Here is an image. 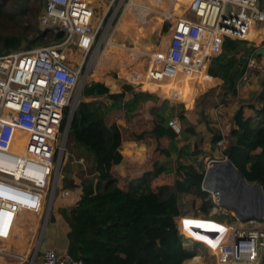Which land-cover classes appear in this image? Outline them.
I'll use <instances>...</instances> for the list:
<instances>
[{
	"label": "built area",
	"instance_id": "built-area-1",
	"mask_svg": "<svg viewBox=\"0 0 264 264\" xmlns=\"http://www.w3.org/2000/svg\"><path fill=\"white\" fill-rule=\"evenodd\" d=\"M39 27L63 32L61 42L29 51H15L0 56V242L13 237L22 209L43 212L52 206L56 196L68 197L69 191L58 186L59 172L65 154L69 122L79 103L85 78L81 65L75 66L66 54L71 47L86 57L99 51V26H95L92 0H42ZM183 10L170 15L169 39L149 61L146 74L149 83L178 78L186 70L190 52L198 59V76L208 58L222 52L225 39L247 41L255 28L264 29V0H181ZM195 49L194 51H190ZM251 69H264V57L250 55ZM155 85V84H153ZM65 121L64 126H62ZM168 126L180 135L175 120ZM19 134V135H18ZM26 136L22 146L18 137ZM225 140L217 143L225 149ZM78 163L83 164L80 159ZM58 193V194H56ZM214 212L226 214L228 220L217 228L203 231L214 245L194 240L177 222L179 234L187 241L202 245L217 264H260L264 252V215L244 221L231 209L219 204L212 195ZM49 208V207H48ZM47 209V216H48ZM228 214V215H227ZM189 218V217H188ZM41 264H82L68 253L47 250Z\"/></svg>",
	"mask_w": 264,
	"mask_h": 264
},
{
	"label": "trees",
	"instance_id": "trees-1",
	"mask_svg": "<svg viewBox=\"0 0 264 264\" xmlns=\"http://www.w3.org/2000/svg\"><path fill=\"white\" fill-rule=\"evenodd\" d=\"M29 1L0 0V18L8 16L9 21L27 20V16L32 15L34 20L33 24L30 22L32 18L24 21L26 25L24 33L5 36L0 40V56L62 41L63 32L53 29L42 30L39 27L37 17L43 7L42 0H36L38 8L35 11L30 9ZM8 5L12 6L10 13L4 11ZM182 10L181 0H175L173 16H179ZM111 15L112 11H109L106 19ZM168 27L169 24L165 22L164 33ZM27 34L32 36L31 40H27ZM255 51L252 43L225 39L222 52L216 57L206 59L199 80L200 89H214L221 84L225 95H233L237 81L246 72L247 59L250 55L255 56ZM186 70L190 72L193 66H187ZM198 75L191 79L178 77L172 84L158 87L166 95L171 89L169 96L188 99L190 91L196 86ZM126 93L133 95L132 100L123 103ZM81 96L84 98L106 96L111 104L107 107L100 101L81 100L69 126L68 137L90 156V174L95 176L96 181L81 183L79 186L82 195L76 205L59 210L70 228L68 254L82 264H183L198 256L201 245L195 242L188 243L179 234L177 222L181 217L187 216V213H183L179 208V194L194 196L192 208L196 207L199 200V209L203 213H207L214 206L211 194L202 190L204 169H197L191 163L178 162L176 168L170 170L159 163H154L151 171L144 173L140 178L128 181L125 187H119L113 175V167L123 160L119 152L122 135L117 123L107 122L105 115L113 110H121L125 116L134 115L143 103L157 101V97L150 93L134 92L133 87L128 84L122 85L121 93L111 95L99 82L84 85ZM257 100L261 106L254 117L244 118L241 109L236 112L234 116L236 129L231 130L229 134L224 155L249 183L260 184L264 193V90L258 95ZM168 104L165 102L158 113L154 114L155 123L151 129L141 132L136 139L152 138L159 142L166 138L170 140V144L175 142L179 135L168 126V121L172 117L161 115ZM179 106L183 111V105ZM151 114L153 115L152 112ZM178 120L181 127L180 136L186 133L195 135L194 129L183 114L178 115ZM64 124L65 121L62 126ZM221 140V134L213 133L212 148ZM156 150H161L159 145ZM169 150L160 152L168 157ZM199 152L195 150L189 155L196 156L195 153ZM166 176H172L171 183H162ZM66 186L72 190L77 187L73 183L68 185L66 183ZM185 220L203 219L186 217ZM189 234L201 243H213L211 237L203 235L200 231L196 230ZM260 264H264V252Z\"/></svg>",
	"mask_w": 264,
	"mask_h": 264
},
{
	"label": "rangeland",
	"instance_id": "rangeland-1",
	"mask_svg": "<svg viewBox=\"0 0 264 264\" xmlns=\"http://www.w3.org/2000/svg\"><path fill=\"white\" fill-rule=\"evenodd\" d=\"M130 2L148 10L146 12L141 9L134 10V8L130 5ZM92 4L94 6L95 26L100 25L98 31V38L100 39L98 53L93 57L91 55H87L86 57H84L83 54L75 51L73 48H66V54L68 55L70 61H72V63L77 67L81 65L80 74L81 77L85 78L86 80V83L84 85L90 84L92 82L103 81H98L97 79L107 76V79H113L114 83H128L130 85L138 87L139 89L140 87L142 88V86H144L145 80L147 81L146 74L149 68V61L151 60L155 52L158 51L159 48L169 39L171 22L166 18H168L170 15L172 0H92ZM28 5L32 11H35L38 8V1L30 0L28 2ZM173 7L174 4L172 6V9ZM11 10V5H8L4 8V11H6L7 13H10ZM42 10L43 7L39 11L37 17L38 22ZM109 11H112V15L108 19H106ZM31 18L32 15H28L27 20L10 19L9 21L8 16L0 18V40L5 36L24 33V29L26 28L24 21H29ZM30 22H32V24L34 23L33 18ZM165 22L169 24V27L167 32L164 33L163 27ZM31 39L32 36L27 34V40ZM259 39L256 38L254 42L256 49L264 46V39ZM53 44L54 43H50L49 45ZM42 47L46 46H36L30 48L29 50ZM29 50L22 49L21 51ZM194 50L195 49L193 48V51ZM190 58H192V52H190ZM188 64H191L190 59L187 61V65ZM120 71L125 73V75H128L132 80L130 81L123 78ZM261 72L264 73V69H251L248 75L250 74V77L255 78V76H257L256 74H259ZM183 75L188 74H185L184 71L183 74L179 76V78L183 77ZM162 82L167 85L166 83L169 81ZM149 85L151 86V83H149ZM262 87L263 85L260 86V88ZM139 91L146 92L148 91V89H142ZM191 92L192 91H190L188 99L184 97L181 100L186 101L191 99ZM159 93L161 92H158V94ZM164 95L168 97L166 94ZM78 100L80 102L81 100H83V97L80 95ZM100 102L107 107L111 104V102L106 99H103ZM223 102L224 101L220 99L219 101L214 100L213 103H195V105L199 107L198 111H201L207 109V106H210V108L214 109L215 107H218V105L222 107V105H226ZM177 110L178 111L174 110V113L178 116L180 111L179 109ZM182 113H184V111H181V114ZM220 116L221 117L217 119L218 121H220L223 117L222 115ZM117 117H122L121 110H113L105 115L106 121L109 123H117ZM129 126L130 123L128 121V117H126V127L122 128L121 130L124 137L128 136L133 131L131 128H129ZM142 126H144V123L139 127L138 131H135V133L137 134H133L134 138L141 134L142 129H146V127ZM25 138V135H23L22 137H18V141L21 146L24 144ZM226 142L227 144H225V149L228 145V141ZM198 144H202V140L199 141ZM202 145L199 146L200 149H202ZM225 149L217 147L218 154L215 156L222 158ZM205 154H210V152L207 151ZM209 157L214 158V153L210 154L208 158ZM208 158L203 157L202 160L190 159V162H192L191 164L196 166L197 169L206 170L209 166ZM80 159L84 160L83 164L78 163ZM178 162L179 161H177V159H175V161L170 159H167V161L165 160L166 166L170 170H174ZM90 168V156L83 149L76 146L67 136L65 142L64 159L59 172L58 186L60 185L62 189H69L68 186H66V183L67 185L69 183L80 185L81 183L89 180H94L95 182V176L90 174ZM172 180V176H166L162 180V183H171ZM58 198L61 197L56 196L52 206H47L46 204L43 212L41 213L24 211V214L22 215L19 223L16 225V229L14 230L16 231V236L13 238V240L11 239L8 242H0L1 262L3 261V263L5 264H36V262L40 261V250H44L43 242L51 238V234L49 232L51 228L50 217L54 212L55 201H57ZM71 198L72 197L65 199L70 200ZM193 200H195V197L190 194H179V208L183 213H187L189 218H208L206 216H211L213 219H218L222 222H226L228 220V217L225 216L226 214L214 212V207L209 209L207 213L201 212L199 209V200H197L196 207L192 208ZM47 209H49L48 216ZM33 220L34 222H32ZM259 221H261V219ZM197 222H201L205 225V227L197 228L195 226H192L187 228L186 231H188V233H192L193 231L197 230L203 233V231L210 230V228L223 229L220 223H217L213 220H199ZM19 242L23 247V249L20 250L23 251L22 253L14 252L13 247H11L12 245ZM188 243L191 244L192 242L188 241ZM204 244H211L213 246L214 242H207ZM16 257H19L21 259ZM196 257L200 260H197V263L193 262V264H217L215 257L212 256L211 253H209L202 245L198 249V256ZM192 261L189 264H192Z\"/></svg>",
	"mask_w": 264,
	"mask_h": 264
},
{
	"label": "crops",
	"instance_id": "crops-1",
	"mask_svg": "<svg viewBox=\"0 0 264 264\" xmlns=\"http://www.w3.org/2000/svg\"><path fill=\"white\" fill-rule=\"evenodd\" d=\"M254 32L257 33L256 37H254L253 33H250L249 35V38L254 37L253 39L254 41H252L253 45L256 38H260L262 40L264 39V29L255 28ZM198 60L199 58L197 60L196 59L194 60V56H192L191 64H188L187 66L190 65L193 66V70H191L190 72H185V74L188 75H183L184 78L191 79L194 75L199 74ZM120 72L123 78L130 81L132 80L128 78L126 75L123 76L124 73L122 71ZM256 75L257 76H255V78L250 77V74L244 75L242 78H240L237 81L236 87L234 88L235 93H233V95L231 96L229 94L225 95V92L221 88V84L215 86L216 88L214 89L201 90L199 84L200 76H198L195 81L196 86L193 90H191L192 91L191 99L186 101H183L179 99V97H175L173 95L169 96L171 94V89L168 91L167 94L168 97H166L162 89L158 87V86H164L165 85L164 82H160L158 84L151 83L150 86L149 83H147L148 81L145 80L144 86H142V88L140 87V89L138 87L131 85L133 87L134 92H142L139 90L148 89V91L144 93H150L156 96L157 101L156 102L152 101L153 103L150 101H146L141 105V108H139L134 115L125 116L124 112H122V117H117L118 119L117 125L119 126L120 131L122 130V128L126 127V117H128V121L130 123L129 128L133 130L126 137L123 136L121 131L122 143L119 152L121 153L123 160L119 165L113 167V175L117 179V185L119 187L121 186L125 187L128 181L140 178L144 173L151 171L154 163H159L162 166L168 168L165 163V160L167 161V159L174 161L175 159H177V161L179 162H185V163L188 162V164H190L192 163L190 162V159L202 160L203 157L208 158V156H210V154L212 153H214V158L209 157L208 158L209 163L212 161L225 159L226 157L224 154L222 158L215 156L218 154L217 152L218 146L212 148L211 146L212 135L213 133H219L222 135V140L228 141L231 130L236 129L234 116L236 112L240 109L243 112L244 118L255 116L256 111L261 106L260 102L257 100V97L264 90V73L261 72ZM98 80H103L100 81L99 83L103 84L109 90V94L114 95L122 92L123 84L114 83V80L110 78L107 79V76L100 77L98 78ZM168 81L169 82L166 83L167 85H170L174 82L173 80H168ZM124 84H128V83H124ZM261 85H263L262 88H260ZM197 86L198 88H196ZM151 90H153L152 93ZM158 92L161 93L158 94ZM132 96L133 95L131 93H126L123 103L130 102L132 100ZM159 96L160 97L162 96V98H160ZM103 99L108 100L106 96L88 97V98L83 97V101L85 102L102 101ZM220 99H222V101H224L223 103H225L226 105H222V107L218 105V107H215V109L210 108V106H207L208 107L207 109L198 111L199 107L195 105V103H213L214 100L219 101ZM165 102H168L169 105L168 107L163 109L161 115L162 116L164 115L165 117L170 115L172 117L170 120H175L180 124V121L178 120V116L177 114L174 113V110L178 111L177 109H179L180 112L178 115H180L181 108L179 105H183L184 113L182 114L184 117H186L192 129H194L195 135L193 136L188 133H186L183 136L179 135L176 137L175 142L172 144H170V140L166 138L161 139L159 142H156L152 138H146L142 140H138L134 138L133 134H137L135 133V131H138L139 127L143 123L144 126L142 127H146V129H142L141 132L151 129V127L155 123L154 114L156 115V113H158V110L162 107V105L165 104ZM151 112L153 113V115L151 114ZM220 115H222L223 117L220 121H218L217 119L221 117ZM201 140L203 145L198 144V142ZM17 143L18 145H20L18 139H17ZM158 145L160 146L161 150L171 149L169 150L170 154L168 157L165 154H162L160 152L161 150L159 151L156 150V147ZM200 145L203 146L202 149L199 148ZM195 150L200 151L199 154L195 153L196 156H190L189 154L194 152ZM207 151H209L210 154H205ZM76 186L77 187L73 190L66 189L69 191L68 197L58 198L57 201H55V209L54 212L52 213V216L50 217L51 228L49 232L51 234V238L43 242L44 250L43 251L40 250V254H41L40 261L36 262V264L42 263V255L47 250H54L60 255L68 253L67 252L69 245L68 234L70 232V228L63 219V217L61 216V214L59 213V210L62 208H67V209L72 208L79 201L82 195V191L79 185ZM69 197L72 198L70 200L65 199ZM32 222H34V220ZM15 233L16 231L13 232L12 240L16 236ZM11 247H13L14 252H20V253L23 252L20 251L21 249H23L22 245H20V242L12 245ZM192 260L186 261L183 264H189L191 263V261L193 264V262H196L197 260L200 259L194 257ZM0 264H5V263H3V261L2 262L0 261Z\"/></svg>",
	"mask_w": 264,
	"mask_h": 264
},
{
	"label": "water",
	"instance_id": "water-1",
	"mask_svg": "<svg viewBox=\"0 0 264 264\" xmlns=\"http://www.w3.org/2000/svg\"><path fill=\"white\" fill-rule=\"evenodd\" d=\"M255 56L264 57V46L256 49ZM202 190L211 193L220 205L231 209L243 220L261 219L264 215L261 185L249 183L227 158L209 163L204 173Z\"/></svg>",
	"mask_w": 264,
	"mask_h": 264
},
{
	"label": "snow or ice",
	"instance_id": "snow-or-ice-1",
	"mask_svg": "<svg viewBox=\"0 0 264 264\" xmlns=\"http://www.w3.org/2000/svg\"><path fill=\"white\" fill-rule=\"evenodd\" d=\"M184 226L185 228H189V227H192V226H195L197 228H202V227H205L204 224H202L201 222H197V221H189V220H185L184 221ZM217 230H220L222 231L223 229H217Z\"/></svg>",
	"mask_w": 264,
	"mask_h": 264
},
{
	"label": "bare ground",
	"instance_id": "bare-ground-1",
	"mask_svg": "<svg viewBox=\"0 0 264 264\" xmlns=\"http://www.w3.org/2000/svg\"><path fill=\"white\" fill-rule=\"evenodd\" d=\"M131 3V2H130ZM133 8H134V10H138V9H141V10H144L145 12L148 10V9H146V8H143V7H140V6H137V4H134V3H131L130 4ZM253 34H254V37H256V35H257V33L256 32H252ZM254 37H252V38H250V39H254ZM259 39V38H258ZM175 79H177V78H174V79H171V80H175ZM22 212V214H24V209H22L21 210Z\"/></svg>",
	"mask_w": 264,
	"mask_h": 264
}]
</instances>
